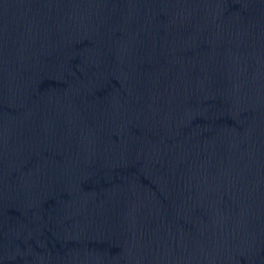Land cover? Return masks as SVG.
<instances>
[{
    "label": "water",
    "instance_id": "obj_1",
    "mask_svg": "<svg viewBox=\"0 0 264 264\" xmlns=\"http://www.w3.org/2000/svg\"><path fill=\"white\" fill-rule=\"evenodd\" d=\"M0 264H264V0H0Z\"/></svg>",
    "mask_w": 264,
    "mask_h": 264
}]
</instances>
